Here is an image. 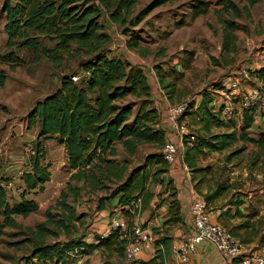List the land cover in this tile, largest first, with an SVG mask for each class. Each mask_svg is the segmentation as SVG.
Wrapping results in <instances>:
<instances>
[{
  "label": "trees",
  "instance_id": "trees-1",
  "mask_svg": "<svg viewBox=\"0 0 264 264\" xmlns=\"http://www.w3.org/2000/svg\"><path fill=\"white\" fill-rule=\"evenodd\" d=\"M138 0H2L0 14L3 17V31L9 48H27L32 51L33 60L44 57L53 66H60L65 58H78L82 75L77 73L62 76L58 88L37 102L27 115V128L37 127V139L32 146L29 162L20 174L22 189L19 200L10 202L5 187L0 183V237L7 227H14L17 216H27L38 210L35 199L28 194L43 191L50 180V164L46 162L45 149L39 139L55 137L63 145L68 167L72 170L70 181L61 190L55 204L45 210V219L35 225L31 235L20 244L29 242L30 254L25 264H67V252L78 249L81 255L94 250H108L123 257L125 238L118 230L105 237L99 235L87 241V233L76 236L85 225V213L77 211L69 197L79 200L84 194L105 191L98 198V208L106 209V203L120 207L127 216L128 225L138 212L151 207L167 204L165 218L161 227H155L153 233L154 255L139 264H166L171 254L173 236L169 234V225H183L184 214L178 199V188L168 176L170 168L177 161L184 163L196 172H208L209 168L197 167L199 156L221 151L241 140L243 144L251 142L260 152H264V131L258 137L248 131L255 123L257 107H244L240 125L234 120L224 119L219 110H215L214 97L203 92L198 101H188L184 117L199 125L194 134L191 147H187L182 160L179 157L169 163L162 154L167 142L166 132L160 126L161 113L154 104L148 79L141 66L110 55L106 47L110 35L100 22L104 11L111 22L119 25L124 34H129L127 25L140 22L152 9L169 0H152L135 17L133 9ZM257 0H249L253 6ZM227 8H235L231 0H226ZM196 8L193 14L204 12ZM225 33V45L231 40L236 25L229 22ZM126 45L133 49L139 46L136 35H129ZM144 54V53H142ZM0 64L11 68L20 65V59L14 50L0 54ZM157 68V67H156ZM161 87L169 98L176 91L173 81H164L157 72ZM260 79L259 87L264 94V66L252 71ZM72 77H77L73 80ZM7 79L6 71L0 67V87ZM216 86V85H215ZM218 86L215 87L217 89ZM163 117L166 120L165 114ZM212 126L223 128L212 132ZM148 144L153 150L144 156L140 165L130 168L129 158L133 157L139 146ZM125 157L118 159V147ZM236 150L234 154H237ZM234 154L227 157L230 159ZM152 168L151 171H149ZM205 177H200L201 181ZM159 183L163 191L157 195L150 187ZM225 186L218 187L203 195L210 205L218 199ZM164 194L166 195L164 197ZM160 202L156 203L157 200ZM139 200V202H137ZM233 216H242L237 208L234 213L229 209L221 211L215 218L228 228L230 233L241 242L250 243V233L254 225L249 220L238 224L227 223ZM165 225H167L165 227ZM163 228V229H162ZM247 230L243 236L241 230ZM253 235V236H255ZM63 236V239H60ZM252 236V237H253ZM52 237L53 242H46ZM263 236L259 242H263ZM18 244V243H17ZM239 259L231 258V264ZM93 264V263H86Z\"/></svg>",
  "mask_w": 264,
  "mask_h": 264
},
{
  "label": "rangeland",
  "instance_id": "rangeland-1",
  "mask_svg": "<svg viewBox=\"0 0 264 264\" xmlns=\"http://www.w3.org/2000/svg\"><path fill=\"white\" fill-rule=\"evenodd\" d=\"M151 1L138 0L132 17ZM231 1L235 8H227L226 0H169L150 10L140 22L133 26L127 25L129 34H124L122 28L111 22L102 11L100 22L111 39L106 50L110 55L143 68L151 95L164 114L169 106L198 101L204 91L213 95L215 107H219L220 103L226 101L228 78L236 77L242 84L236 94L230 95L234 116L227 120L232 119L240 125L242 119L239 116L243 109L240 92L259 89L262 84L260 79L252 75V71L264 66V0H257L253 6H250L249 0ZM199 7L204 12L194 15L193 10ZM229 22L234 23L236 29L231 34L230 43L225 45ZM3 24L0 14V54L14 50L20 59V65L13 68L8 64H0L7 76L5 84L0 87V183L5 187L9 201L15 202L19 200L18 194L22 189L20 174L29 162L33 143L37 139V127L27 128L28 113L37 102L58 88L62 76L77 73L78 77L82 71L79 68L81 60L78 58H65L60 66L55 67L44 57L34 61L32 51L27 48L7 47ZM132 33L136 35L139 46L130 49L126 41ZM157 72L163 75L164 81L174 82L176 91L171 98L161 87ZM256 107L255 123L248 131L255 138L264 131V104L257 103ZM185 127L183 137L200 128L189 117L186 118ZM222 130L212 126V132ZM173 136L172 141H179L176 132ZM39 140L45 149L46 162L50 164V180L44 184L43 191L28 194L29 198L37 201L38 210L24 217L17 216L15 226L4 229L0 237V264H25L31 246L29 242H20L31 235L37 223L45 219V210L55 204L68 182L75 186L81 185V182L70 181L72 170L67 165L64 146L55 137ZM118 148V159H121L125 155L120 146ZM152 150L148 144L139 146L136 154L129 158L130 168L142 164L144 156ZM236 150L239 152L234 154ZM195 163L197 167L207 166L209 171L189 170L192 188L203 196L220 184L225 186L222 195L210 204L211 211L218 208L220 212L229 209L234 213L237 208L242 216H233L227 223L230 226L249 220L254 228L248 232L256 233H250V245L253 249H264V241L259 242L261 236L264 239V152L261 153L251 142L243 144L237 140L221 151L199 156ZM150 187L157 195L163 191L159 183H153ZM103 195L105 191H96L84 194L75 202L69 197L68 201L76 206L77 211L86 215L85 225L76 236L89 232L92 233L89 240L94 239L103 233L99 227L102 220L111 219L117 213L111 203H106L105 210L98 208V198ZM155 209L150 207L143 214L141 211L140 221L146 223L148 219L153 220ZM118 212L121 213L120 210ZM175 227L181 230V234L173 238L183 240L188 235V226L185 223L169 225L170 235ZM240 233L245 236L247 230L243 229ZM53 240L52 237L46 238L49 243ZM151 253L154 254V245ZM82 256L76 260L77 264H139V259L127 263L123 257L101 249ZM73 259L67 255V264H73Z\"/></svg>",
  "mask_w": 264,
  "mask_h": 264
},
{
  "label": "built area",
  "instance_id": "built-area-1",
  "mask_svg": "<svg viewBox=\"0 0 264 264\" xmlns=\"http://www.w3.org/2000/svg\"><path fill=\"white\" fill-rule=\"evenodd\" d=\"M76 80L77 77H71ZM241 80L236 77L228 78L226 86L228 88L225 94L226 101L215 107L224 119L233 117V105L230 101V95L236 94L240 89ZM243 100L242 106H257V103L264 104V94L260 89H252L240 92ZM215 105V99L213 101ZM187 102L169 106L165 111V117L168 123L173 127L179 136V141L167 140L162 154L169 162H174L177 157L182 159L183 153L187 147H191L195 139L194 134H186V110ZM239 117H242L240 115ZM139 202V200L137 201ZM188 216L190 218L191 232L176 245H172V253L176 256L178 264H191V256L196 251L197 246L204 241L211 244L224 258L239 259L238 264H264V249H253L250 243L241 242L234 237L228 228L221 225L212 216L211 207L203 196H197L192 199L188 206ZM113 230H118L122 238H125L123 250V259L127 263H133L139 259L142 252L153 250L155 237L151 230L141 223L128 225L125 218H111L107 224V235ZM107 235H100L105 237ZM67 255L74 258V263L80 257H83L78 249L67 252ZM80 263V260H78Z\"/></svg>",
  "mask_w": 264,
  "mask_h": 264
},
{
  "label": "crops",
  "instance_id": "crops-1",
  "mask_svg": "<svg viewBox=\"0 0 264 264\" xmlns=\"http://www.w3.org/2000/svg\"><path fill=\"white\" fill-rule=\"evenodd\" d=\"M152 98L154 99L153 96H152ZM154 104L157 106L155 101H154ZM158 109H159V107H158ZM159 111L162 115L161 121H160V126L165 130L167 140H173V137H174L173 133L175 131H174L173 127L170 125V123L165 121V119L163 117L164 113H162L160 109H159ZM118 153H119V148H118ZM182 166H184V167H182ZM189 170H191V169L187 168L184 163L182 164V162L177 161L174 165L171 166L169 174H168V176L170 178H172L175 186L178 188V199H179L181 206H182V212L184 214V222L188 226L187 227L188 234L191 232L190 218L188 216V206H189V203L192 201V199L196 198L197 196H200V194L197 193L191 186V182H190L191 178H190ZM165 196L166 195L164 194V197ZM113 205H115V204H112V206ZM151 207L156 208L155 205H153L152 203H151ZM166 208H167L166 203H163V206L156 208L155 214L153 216L154 219L153 220L148 219L146 223H143L142 221H140V219H141L139 216V213L141 212L140 211L131 218V221L133 222L131 224L141 223L145 227L149 228L151 230V232L153 233L154 232L153 229L155 227H161L162 226V224L165 220ZM148 209L149 208L142 210V214L145 213V211ZM119 210H120V207L115 206L114 211L117 213L113 214V216L117 217V218H125L127 220V216L123 215V213L121 211H120L121 213H119L118 212ZM211 213H212V216L214 218H216L217 215L220 213V210L218 208H216V209H213L211 211ZM114 217H112V218H114ZM108 222H109L108 218L102 220V224L99 226L100 230L103 231V233L101 235H107V224H108ZM151 224H153V225H151ZM180 234H181V230L179 228L175 227L173 230L172 236L177 237ZM91 235H92V233L87 232V237H86L87 241H91V240H89ZM153 235L156 238V235L154 233H153ZM179 241H180V239H176V238L174 239L173 238V244L174 245H176ZM151 252H152L151 250H147L145 252H142L141 255L139 256V260L146 261V260L150 259L154 255ZM168 258L169 259H168L167 264H174V261L177 264L176 256L174 255V253H172V251H171V254L169 255ZM170 259H172L174 261L171 262ZM166 261H167V259H166ZM230 262H231V258H224L211 244H209L205 241L197 246L196 251L191 256V264H231ZM73 264H75V263L73 262Z\"/></svg>",
  "mask_w": 264,
  "mask_h": 264
}]
</instances>
